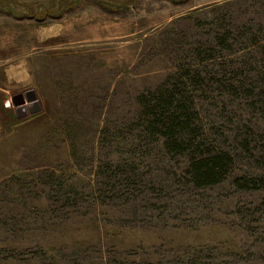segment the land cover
Returning a JSON list of instances; mask_svg holds the SVG:
<instances>
[{
	"label": "rangeland",
	"instance_id": "obj_1",
	"mask_svg": "<svg viewBox=\"0 0 264 264\" xmlns=\"http://www.w3.org/2000/svg\"><path fill=\"white\" fill-rule=\"evenodd\" d=\"M186 68L212 185L136 123ZM0 264H264V0H0Z\"/></svg>",
	"mask_w": 264,
	"mask_h": 264
},
{
	"label": "trees",
	"instance_id": "obj_2",
	"mask_svg": "<svg viewBox=\"0 0 264 264\" xmlns=\"http://www.w3.org/2000/svg\"><path fill=\"white\" fill-rule=\"evenodd\" d=\"M190 73L186 68L154 91L138 96L136 123L144 137L160 139L167 154L186 155L187 174L197 186H207L223 180L233 162L230 154L219 150L203 130L196 90L188 85H199L203 80L198 72Z\"/></svg>",
	"mask_w": 264,
	"mask_h": 264
},
{
	"label": "clouds",
	"instance_id": "obj_3",
	"mask_svg": "<svg viewBox=\"0 0 264 264\" xmlns=\"http://www.w3.org/2000/svg\"><path fill=\"white\" fill-rule=\"evenodd\" d=\"M7 106H11V101L8 102V105ZM20 111H28L29 110V105L28 104H25L22 108L19 109Z\"/></svg>",
	"mask_w": 264,
	"mask_h": 264
},
{
	"label": "water",
	"instance_id": "obj_4",
	"mask_svg": "<svg viewBox=\"0 0 264 264\" xmlns=\"http://www.w3.org/2000/svg\"><path fill=\"white\" fill-rule=\"evenodd\" d=\"M19 102H20V101H17V100H16V101L14 102V104H19ZM20 103H23V100H21V102H20ZM31 111H32V112H34V111H35V109H34V108H32V110H31Z\"/></svg>",
	"mask_w": 264,
	"mask_h": 264
}]
</instances>
